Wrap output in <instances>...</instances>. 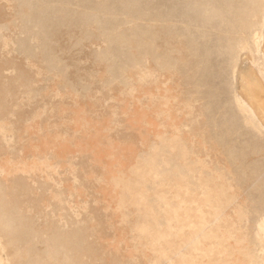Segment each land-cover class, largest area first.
<instances>
[{
  "label": "rangeland",
  "instance_id": "obj_1",
  "mask_svg": "<svg viewBox=\"0 0 264 264\" xmlns=\"http://www.w3.org/2000/svg\"><path fill=\"white\" fill-rule=\"evenodd\" d=\"M263 98L264 0H0V264H264Z\"/></svg>",
  "mask_w": 264,
  "mask_h": 264
},
{
  "label": "crops",
  "instance_id": "obj_2",
  "mask_svg": "<svg viewBox=\"0 0 264 264\" xmlns=\"http://www.w3.org/2000/svg\"><path fill=\"white\" fill-rule=\"evenodd\" d=\"M125 113V112H124ZM126 114V113H125ZM146 115V114H145ZM144 115V116H145ZM128 117H129V115H127ZM144 116H143V118H141V122H142V125H144L145 127H146V125H145V120H144ZM130 117H132V115L130 116ZM75 122H77V119H75V121H74V123ZM129 125H131V123H129ZM85 127V126H84ZM147 128V127H146ZM76 132H78V131H76ZM57 138V137H56ZM66 139H65V137H60V139H59V137H58V142L59 143H61V141H65ZM45 142V146L44 147H41V150L44 152V154H49V155H51L53 158H55V156L56 157H58V158H60L59 156L60 155H58V154H60V153H58L57 154V152L55 151V149L57 148V147H60V146H57V145H50V144H48V142H47V140L46 141H44ZM154 141H151V143L146 147V149H144V150H142L141 152H139L136 156V162L135 163H132V164H130V165H128V170H129V172H131V174L132 175H134L136 172V170L137 169H139L140 167H141V163L143 162V160H144V157H145V153H146V150L148 149V147L150 146V145H153L154 143H153ZM73 145V147H76V148H78L79 147V149H80V146L79 145H77V144H75V143H73L72 144ZM121 148V149H120ZM124 148L125 147H120V146H115V147H112L111 148V150H109L106 154H107V156H108V158L109 159H111V160H113L114 162H116V166L115 167H118V166H122L121 164H122V162L119 160V157L117 156L118 155V153L122 150H124ZM44 150H47L49 153H45L46 151H44ZM71 150L72 149H70V150H66L67 152H66V154H70V153H72L71 152ZM78 151H80V150H78ZM98 154H103L104 153V151H102L101 149H97V151H96ZM69 159V158H68ZM112 163V162H111ZM113 164V163H112ZM105 169L107 168V167H110V165H107V163H106V165H102ZM111 166H113V165H111ZM127 169V168H126ZM109 172L111 173L112 172V175L110 176V178H109V181H111V183H116V181H117V179L118 178H123L124 176H126V179L127 178H130L129 176H127V170H125V169H115L114 171L112 170V171H110L109 170ZM116 174H119V176H116ZM99 178H101V179H104L105 180V178L104 177H101V176H99ZM126 179L124 178V181H126ZM124 186V185H123ZM122 192H127L126 191V189H122ZM128 204H130V203H128ZM132 204H130V206H131ZM264 223V221L263 222H261V224H263ZM258 224H260V223H258ZM260 234V233H259ZM257 240H259V241H262L263 242V238H262V236L260 235V238H257ZM264 243V242H263ZM262 249H264V248H260L259 250H258V256H262L263 258H264V253H262ZM248 252V251H247ZM253 259V258H252ZM260 263L261 264H263V261H260Z\"/></svg>",
  "mask_w": 264,
  "mask_h": 264
},
{
  "label": "bare ground",
  "instance_id": "obj_3",
  "mask_svg": "<svg viewBox=\"0 0 264 264\" xmlns=\"http://www.w3.org/2000/svg\"><path fill=\"white\" fill-rule=\"evenodd\" d=\"M248 69H250V68H244L240 72L241 77H242V83H243L245 89H247L250 85H253V84L257 85L260 82L259 79L257 77H255V75H253L252 73H249ZM259 86H261V85H259ZM261 102H262V104H264V98Z\"/></svg>",
  "mask_w": 264,
  "mask_h": 264
}]
</instances>
